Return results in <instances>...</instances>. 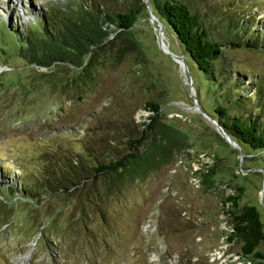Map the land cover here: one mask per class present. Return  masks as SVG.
<instances>
[{
    "label": "rangeland",
    "instance_id": "rangeland-1",
    "mask_svg": "<svg viewBox=\"0 0 264 264\" xmlns=\"http://www.w3.org/2000/svg\"><path fill=\"white\" fill-rule=\"evenodd\" d=\"M70 1L0 0V186L13 187L8 199L0 197V264H251L238 255V242L226 240L223 201L241 188L239 206H256L264 222L260 159L242 146L240 161L209 121L187 110L193 98L178 64L158 47L148 0H98L115 12L140 7L132 32L141 52L101 56L95 81L80 99L64 87L67 73L35 70L17 57L18 39L6 28L22 33L29 20ZM194 1L211 11L218 37L219 19L237 13L264 38V0ZM163 31L169 50L184 56L173 34L165 26ZM222 61L243 75L233 98L264 91V50L227 49ZM188 66L197 101L211 115L213 86ZM146 102L158 103L189 138L190 148L170 164L100 203L101 212L81 208L79 193L48 197L41 190L15 200L23 185H35L57 164L68 165L75 153L79 164L81 155L89 163L123 155L148 116Z\"/></svg>",
    "mask_w": 264,
    "mask_h": 264
},
{
    "label": "trees",
    "instance_id": "trees-1",
    "mask_svg": "<svg viewBox=\"0 0 264 264\" xmlns=\"http://www.w3.org/2000/svg\"><path fill=\"white\" fill-rule=\"evenodd\" d=\"M148 3L152 14L175 37L187 65L194 66L198 75L213 86L216 96L211 115L240 147L246 146L251 154L258 155L260 168L264 170L263 88L256 87L257 91L250 96L244 93L233 98L232 94L244 84L243 75L228 70L222 61L227 49L264 50V38L254 36V26H246L237 13L219 19L223 33L218 37L211 11L200 9L194 0H148ZM140 13L135 3L126 12H115L98 0H71L63 7L48 8L39 20H29L28 25L22 26V33L16 28L6 29L18 39L13 50L20 60L35 70L64 71L67 73L64 87L71 88L80 99L95 81V71L102 66L98 63L101 56L106 59L113 53L117 57L140 54L141 46L132 32ZM244 99L251 104L247 103L248 109ZM144 110L148 116L136 137L127 139L123 155L91 163L81 155L79 164L75 153L68 165L57 164L51 174H43L41 182L23 185L20 197L15 200H26L41 190L48 197L79 193L81 208L93 207L94 212H101L100 203L146 179L190 148L187 134L167 120L158 103L146 102ZM205 176L203 179L210 182V174ZM12 188L0 186L3 201L8 199ZM240 192L241 188H237L236 195H227L223 201V205L228 204L223 212L230 223L226 240L238 242V255L251 264H264V251L259 250L264 244V222L256 206H239Z\"/></svg>",
    "mask_w": 264,
    "mask_h": 264
},
{
    "label": "water",
    "instance_id": "water-1",
    "mask_svg": "<svg viewBox=\"0 0 264 264\" xmlns=\"http://www.w3.org/2000/svg\"><path fill=\"white\" fill-rule=\"evenodd\" d=\"M153 19V28L155 31H157L158 34V47L162 53L165 55L169 56L175 63L178 64L179 68L181 69L182 75H183V82L184 84L188 87L189 93L191 97L193 98V105L187 110H192L195 112H198L203 118H205L207 121H209L215 128L216 132L218 135L229 145L231 149L237 152L238 156L240 157V161L243 160V153L240 148V146L226 133V131L223 129L221 124L209 113H207L202 106L198 103L197 101V95H196V90L193 87V80L192 76L189 72V67L186 62V58L183 55H178L173 53L172 51L169 50L168 44L164 41V31H163V24L154 16ZM240 168L241 165H240ZM256 170V169H253ZM261 171L264 175V170L262 168L257 169ZM260 204L262 207H264V180L262 184V189L260 191Z\"/></svg>",
    "mask_w": 264,
    "mask_h": 264
}]
</instances>
